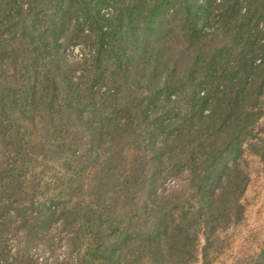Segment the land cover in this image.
Masks as SVG:
<instances>
[{
    "label": "trees",
    "instance_id": "obj_1",
    "mask_svg": "<svg viewBox=\"0 0 264 264\" xmlns=\"http://www.w3.org/2000/svg\"><path fill=\"white\" fill-rule=\"evenodd\" d=\"M262 143L264 0H0V262L264 264Z\"/></svg>",
    "mask_w": 264,
    "mask_h": 264
},
{
    "label": "rangeland",
    "instance_id": "obj_2",
    "mask_svg": "<svg viewBox=\"0 0 264 264\" xmlns=\"http://www.w3.org/2000/svg\"><path fill=\"white\" fill-rule=\"evenodd\" d=\"M215 24L216 23L214 21L210 20L207 23L206 27L208 29H210ZM218 45H220V43ZM66 53H67L66 54V60L69 64L74 63L75 60H78V59H81L80 64H82V65L86 64L87 63L86 60L89 58V55H90V53L88 52V48H86L85 45L72 46L68 49V51ZM227 57H228V61H230V55H227ZM137 71H138V73H137ZM79 73H81V72H79ZM130 73L132 75H145V73L143 71L138 70V68L136 67L135 64L130 65ZM258 147H259L258 149H260V151L262 153L261 158L254 157V156L250 155L249 153H245V155L243 156L244 161L246 163L250 162L251 166L253 167V176H252V174H250V175L252 176V179L254 181L261 180L260 177L264 176V167H263L264 143L260 144ZM248 150H250V148ZM0 159H2L1 156H0ZM251 189L258 191V190H260V187L258 186L257 189L255 187H252ZM262 190L263 191L259 193V196H257L258 197V205L256 206V208L254 210L253 216L250 220V227H249V231H251V235L253 236V239L256 238V240H259V239L264 240V187ZM167 191H170V190H167ZM253 196L255 197V193L253 191H251V193H249V197L251 198ZM239 232H241L243 234L245 233V232H242V230H240ZM62 249L56 250V254H60ZM36 255H37L36 257L38 258L36 264H48V262L54 258L53 255L51 256L44 249L36 250ZM44 257L47 259H44ZM0 264H4V263L0 262Z\"/></svg>",
    "mask_w": 264,
    "mask_h": 264
}]
</instances>
